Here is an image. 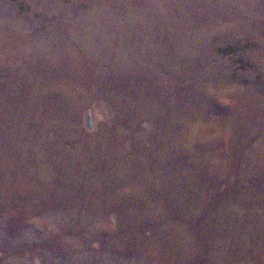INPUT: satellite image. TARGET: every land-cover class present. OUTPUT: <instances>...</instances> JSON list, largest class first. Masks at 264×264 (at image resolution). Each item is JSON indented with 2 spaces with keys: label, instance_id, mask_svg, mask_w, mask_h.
<instances>
[{
  "label": "rangeland",
  "instance_id": "rangeland-1",
  "mask_svg": "<svg viewBox=\"0 0 264 264\" xmlns=\"http://www.w3.org/2000/svg\"><path fill=\"white\" fill-rule=\"evenodd\" d=\"M0 264H264V0H0Z\"/></svg>",
  "mask_w": 264,
  "mask_h": 264
}]
</instances>
